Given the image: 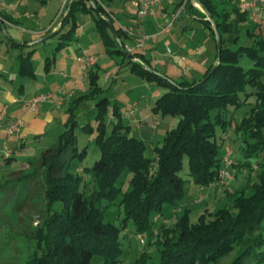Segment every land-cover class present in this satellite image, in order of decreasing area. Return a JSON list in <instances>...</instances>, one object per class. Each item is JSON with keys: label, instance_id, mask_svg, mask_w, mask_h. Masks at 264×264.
<instances>
[{"label": "trees", "instance_id": "obj_1", "mask_svg": "<svg viewBox=\"0 0 264 264\" xmlns=\"http://www.w3.org/2000/svg\"><path fill=\"white\" fill-rule=\"evenodd\" d=\"M26 1L44 5L48 0ZM242 1L181 0L176 3L177 10L184 6L185 11L196 15L216 42L215 64L207 68L202 80L189 82L161 75L143 53L126 54L122 50L126 46V33L115 26L112 14L103 7L114 0L93 3L74 0L71 7L68 0L61 30L55 34H61L62 39L57 49L69 45L75 38L79 14L92 15L106 51L112 57L124 58L121 66H129L132 74L168 90L157 100L153 113L180 120L177 127L166 132L162 144L154 147L156 157H146L145 141L131 136V128L119 106L111 102L105 95L107 90L99 85L98 65L89 69L88 93L70 103L66 130L58 136L57 144L44 149L39 157L29 159L26 168L8 174L21 173L19 177L6 178L4 182L0 178V190L10 187L24 193V199L38 190L44 197L37 246L26 264H120L125 253L122 231L130 222L136 234L147 235L148 246L154 247L160 257L158 263H150L152 255L145 251L137 264H222L223 259L232 255L227 264H264V24L261 20L252 21L248 13L241 11ZM6 21L17 23L13 17L0 12L1 27ZM65 24H70V29L62 33ZM244 24L247 26L243 35ZM216 32L221 37V50ZM11 46L22 47L14 40ZM32 54L33 51L18 58L19 76L23 79H37ZM128 55L135 58L129 59ZM246 63L251 66L247 67ZM53 64L54 60L47 58L46 72H50ZM251 97L255 99L253 107L234 130L241 140L243 156L259 158L258 170L250 161L237 164L234 156L232 169L240 167L248 169L250 175L256 173L257 182L251 185L248 181L246 187L253 192L247 196L246 188L233 190L232 183V192L227 191L226 195L232 202L231 207L226 205L215 212L206 209L193 220L192 210L181 206L189 181L180 175L184 160L188 159L189 175L196 186L208 189L218 185L223 168L222 148L230 146L225 139L218 140V129L226 131L232 123L227 119L230 108L249 104ZM86 100H96L97 126L88 124L83 130L96 134L95 144L101 156L91 168L75 173L73 161H84L87 157V148L79 149L75 134L79 126L77 110ZM110 111L115 118L111 132L106 122ZM14 160L9 155L5 163L11 164ZM85 177L94 180V190L90 193L85 190ZM20 194L14 209L20 207ZM119 197L124 218L117 226L105 220V203L111 205ZM166 206L175 211L181 207L183 213L172 224H156L155 218L164 215Z\"/></svg>", "mask_w": 264, "mask_h": 264}, {"label": "rangeland", "instance_id": "obj_2", "mask_svg": "<svg viewBox=\"0 0 264 264\" xmlns=\"http://www.w3.org/2000/svg\"><path fill=\"white\" fill-rule=\"evenodd\" d=\"M175 1L178 3L181 0ZM14 2H18V0H9L4 6L6 7L7 4L12 6ZM31 3L32 6L26 8L31 13V19L21 18L19 23L9 25L6 30L0 27V64L5 66L4 71L0 70V81L2 79L1 76L5 74L7 77V80H5L6 82L13 84L16 88L24 85L25 91L23 96H30L31 93L35 92L41 85L43 79L47 75L58 72H63V74L67 76L76 74L78 78L76 81L77 86L74 90L77 92L72 98L73 101L82 95L83 92L81 90H89L88 79L84 77V73L79 70L78 66L79 62L77 57L83 55L84 51L82 52V50L78 48L82 46L84 49L88 48L92 53L96 54L102 52L104 56L100 60L99 85L107 90L105 95L111 102L119 106L123 119L131 128V136L145 141L147 145L146 157L155 158L156 154L154 152V147L162 144L166 132L177 127L180 120L178 117H162L160 114H155L152 111L157 100L168 90L132 74L129 66H121L120 64L124 58L122 56L112 57L106 51L105 43L99 37L95 20L90 14L78 15V24L80 26L76 31L75 38L70 41L69 45L57 49L62 41V39H60L61 34L54 35L46 41L40 42L43 38L52 34L50 33L45 37H41V34H38L40 28L46 27L53 20H56L58 25L61 24L67 13V7L62 0H48L47 4L44 5L39 1H33ZM117 5L119 6L118 2L105 3L103 7L106 10L109 9L119 17V13L116 9ZM132 13L134 12L132 11ZM96 16L99 15L96 14ZM170 22H172V17ZM246 26L247 24L241 26L242 34ZM69 29L70 24H65L62 33H65ZM173 29V35L170 37L172 47L173 49H175V47L178 49L183 43L189 45V48L184 51H188L189 49L197 51L198 46L206 34L204 33V25L200 19L196 15L187 14L186 11L178 17ZM184 29L187 30L184 31ZM146 38L149 37L146 36ZM170 38L162 43L160 46L161 51L168 48ZM13 40L22 47L12 48L11 43ZM124 41L126 45L135 47V44H132L133 42L131 40L124 38ZM206 44L212 47L213 62H211L210 65L215 64L217 52L216 42L208 37ZM32 51V61L38 74V79H23L18 73H14V64L21 54L27 55ZM75 52H78V56L71 58L72 54ZM192 52L194 53V51ZM140 53H143L147 59L151 60L152 65L161 75L173 78L175 81H200L207 71L200 66V62L202 63L206 59L205 57L207 54L200 56L197 53V55L193 57L196 60L187 58L183 65L179 62V64L176 65L170 63V59L163 58H158L159 64H156L155 60L152 59L153 54L150 51ZM182 54L184 55L183 52L178 54L179 56L181 55L178 61L182 59ZM47 58L54 60L50 72H46L45 70ZM246 65L247 67L251 66L250 63H246ZM108 74H111L110 80L105 79V76ZM116 76L118 79H115ZM84 78L86 81H83ZM68 91L70 92L72 90ZM95 103L96 100H86L77 110L79 126L76 128L75 134L78 137L79 149L83 151L87 148V157L84 161L79 159L73 161L72 170L75 173L83 171L85 168H91L101 156L100 150L95 144L96 134L87 133L83 130V127L88 124H91L93 127L97 126L96 111L94 110ZM254 103L255 99L251 97L249 104L239 109L230 108L227 119L232 121V123L228 125V129L224 132L221 128L218 129V140L225 139L226 144L231 146L234 152V161L237 164L250 161L257 171L258 167L256 166L259 162V158L253 157L247 159L243 156L241 152V140H238L239 137L234 130V126L241 121L243 116L253 107ZM114 121L115 118L112 111H110L106 120L109 132L112 130ZM65 130L66 126L64 123L58 120V122L49 125L41 134L37 133L28 136V140L25 141L27 147L24 150L16 147L13 148L14 146H10V150H5L4 142L8 143L9 139H7L8 137H6L5 140L0 138V178L2 182H4L6 178L12 179L14 177H19L21 173L8 174L11 171L20 170L22 167L26 168L29 159L39 157L44 149L55 146L58 142V136ZM222 153H225L224 147L222 148ZM9 154L12 155L15 160L11 164H6L5 159ZM155 166L154 169L156 168ZM154 169L152 168L151 173L154 172ZM232 170L235 176L232 185L233 190L246 188L248 181L251 185L257 182L255 172L250 175L251 172L248 169L240 167ZM80 174L85 175V173ZM180 175L183 179L189 180L186 184V198L181 206H187L192 210L191 217L193 220H197L206 209L215 212L217 209L225 207L226 205L229 207L232 206V202L226 196L227 191L232 192L231 185L229 187H224L220 184L216 185L218 186L217 189L214 190L215 192L211 193V197H209V189L202 192L201 187L196 186L192 182L189 175V162L187 158L184 160V168ZM91 178L92 177L86 178L85 190L87 193L94 190V180L92 181ZM252 192V188H246L247 196L251 195ZM19 194L20 192H18V190H12L10 187L7 190H0V264H26L31 259L37 246L36 237L42 223L41 216L45 209L44 197L41 191L33 190L30 195L24 199V193L21 192V201H19L20 207L19 209H14ZM120 200L121 197L111 205L107 204V202L105 203L107 206L105 220L117 226L121 224L124 218V211L119 207ZM182 213L181 207L175 211L173 207L166 206L164 215L155 218L156 224H172ZM121 241L125 253L121 257L120 264H137L138 259L145 251L152 255V259L149 261L150 263H158L160 261L156 249L152 246H148L147 235L136 234L132 222L122 231ZM232 258L233 255L232 257L230 256L223 259L221 262L222 264H227Z\"/></svg>", "mask_w": 264, "mask_h": 264}, {"label": "crops", "instance_id": "obj_3", "mask_svg": "<svg viewBox=\"0 0 264 264\" xmlns=\"http://www.w3.org/2000/svg\"><path fill=\"white\" fill-rule=\"evenodd\" d=\"M8 1L9 0L0 4V12L4 13L5 15L13 17L17 21V23H19V20L21 18L24 19L32 18L30 11L26 9L32 6L31 2H27L26 0H18V2H14L12 6L7 4L5 7L4 4L7 3ZM62 1L66 5L67 0H62ZM136 1L139 0H114V2L116 3L118 2L119 4V6L117 5L116 8L119 13V17L116 16L109 9H107V11L111 13L113 16L115 26L117 28L122 29L126 33L127 38L133 42L132 44H135L136 46L139 40H142V38L146 36L149 37L146 47L143 49H139L136 52L150 51L153 54L152 59L155 60L156 64H159L157 60L158 58H163V59H170L171 61L170 63H174L176 65H178L179 63L183 65L184 61H186L187 58H193L195 55H197V53L200 56H204L205 54H207V56L205 57L206 59L202 63L200 62L201 68L207 70L211 62H213L212 51H211L212 47L209 44H206V41H208V37L211 38V36L209 35V30L207 28L204 27L205 30L204 33L206 34L204 35L203 40L198 46L197 51L191 49H189L188 51H184L187 50V48H189V45H186L184 43L182 44V46H179L178 49L177 47L173 49L170 37L173 35L174 29L172 28V30L168 34H164L163 28L171 23L170 22L171 17L173 19V15L177 10L176 1L174 0L173 3L164 1L160 5L157 4L153 6L151 7L153 9L152 12H150L146 16L140 15L139 8L136 7V5L134 4ZM132 11L134 13H132ZM186 13L188 14L187 11ZM55 22L56 20H53L46 27L40 28L38 34H41V37H45L50 33H57L59 30H61L62 22L59 25L58 22L56 23ZM12 24L13 23L6 21L4 23V26L1 27L0 25V27L6 30L8 26ZM186 30L187 29H184V31ZM169 38L170 40L168 42V48L165 49L164 51H161L160 46ZM78 49L82 50V52L83 51L87 52L88 55H93L98 57L97 68L99 69L100 60L104 56V53L102 52L98 54L92 53L91 50H89L88 48L84 49L82 46H80ZM168 50H171V53H169ZM192 51H194V53ZM182 52L184 53V55L182 54V59L178 61V58H180L181 56V55L179 56L178 54ZM77 56H78V52H75L74 54H72L71 58H75ZM192 60H196V59L193 58ZM216 60L217 58H215V62ZM18 62L19 59H17V62L14 64L15 69L13 71L15 74L17 73L19 74ZM78 66H79V70H81L80 63ZM0 70L3 71L5 70V66L3 64H0ZM1 78L2 79L0 81V88H1L0 114L2 112L4 113L5 111L6 115L3 117V122L2 125L0 126V138H3L5 140L6 137H8L7 139L10 140V141L8 140V143L4 142L5 150L7 149L10 150L11 148L10 146L12 147L14 146L13 148L16 147L18 149L24 150L27 147L25 141L28 140V136L37 133L41 134L42 132L45 131V129H47L49 125L58 122V120L61 123H64L65 125L68 115L67 110L70 106V103L72 102V98L75 96L77 92L74 90V88H76L77 86L76 81L78 77L76 74L67 76L66 74H63V72H58L47 75L43 79L41 85L36 89L35 92L31 93L30 96L29 95L23 96V93L25 91L24 85H23L24 89L20 88L22 85L19 88H16L13 84H9L8 82L5 81L7 80L5 74H3ZM37 79H38V74H37ZM115 79H118V77L116 76ZM83 81H86V79L84 78ZM68 90H72V91L69 92ZM81 91L83 92L82 95L88 93L87 89L86 90L83 89ZM39 94H47V95L50 94L52 96V100L43 103L37 111H33L27 108L24 102L29 101L30 99H32L33 97ZM18 119H22L25 122V126L22 128L19 134L14 136H8L5 129V125L11 121H15ZM217 187L218 186L215 185V186H211V189L208 188L210 190L209 197H211V193L215 192L214 190H216ZM205 190L206 189L201 188L202 192H205Z\"/></svg>", "mask_w": 264, "mask_h": 264}, {"label": "built area", "instance_id": "obj_4", "mask_svg": "<svg viewBox=\"0 0 264 264\" xmlns=\"http://www.w3.org/2000/svg\"><path fill=\"white\" fill-rule=\"evenodd\" d=\"M5 1L7 0H0V4ZM164 1L173 3L174 0H139L136 1L134 4L136 5V7L139 8L140 15L146 16L150 12H152L153 9L151 7L157 4L160 5ZM239 7L242 12H246L249 14V17L252 21L258 22L261 20V22L264 24V0H243L240 3ZM184 11H185L184 6L180 7L178 10L175 11L172 22L163 28L164 34H168L172 30L174 23ZM148 40L149 38L144 37L142 38V40H139L137 42V45L135 47H130L129 45H126L125 50L129 54L135 53L137 50L145 48ZM168 52L171 53V50H168ZM78 62L80 63L82 72L84 73L85 77H87L88 70L98 63V57L93 55H88L87 52H84L83 55L78 57ZM105 79L110 80L111 74L106 75ZM51 100H52V96L50 94L49 95L39 94L33 97L32 99H30L29 101L24 102V104L30 110L37 111L43 103ZM5 115H6L5 111L4 113L2 112L0 114V126L2 125L3 117ZM24 126H25V122L22 119H18L6 124L5 129L8 136H14L19 134ZM233 156H234L233 149L230 146H227L225 148V153L223 157V168L220 172L219 184L221 186L229 187L231 183H233V181L235 180V176L232 171V166L234 163Z\"/></svg>", "mask_w": 264, "mask_h": 264}, {"label": "water", "instance_id": "obj_5", "mask_svg": "<svg viewBox=\"0 0 264 264\" xmlns=\"http://www.w3.org/2000/svg\"><path fill=\"white\" fill-rule=\"evenodd\" d=\"M73 1H74V0H71V2H70V7H71ZM90 1H91V3L94 2V0H90ZM195 5L198 6L200 9H202V10L208 15V13L205 11V9L203 8L202 5H200V4L197 3V2L195 3ZM209 19L211 20V17H210V16H209ZM212 22H213V21H212ZM55 34H56V33H52V34H50L49 36L43 38L40 42H44V41H46L47 39L51 38V37L54 36ZM114 34H115L116 39L118 40V43L121 44V41H120V38H119L118 34H117L116 32H115ZM216 38H217V44H218V46H219V50H221L222 43H221V37H220V34H219L218 32H216ZM122 50H123L126 54H128L127 51L125 50V48H122ZM128 57H129V59H134V58H135V57L132 56V55H128Z\"/></svg>", "mask_w": 264, "mask_h": 264}]
</instances>
